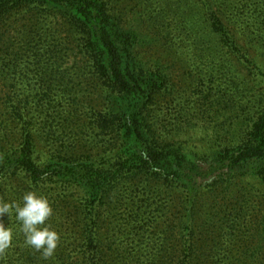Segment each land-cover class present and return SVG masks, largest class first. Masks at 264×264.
<instances>
[{"label":"rangeland","instance_id":"374dc122","mask_svg":"<svg viewBox=\"0 0 264 264\" xmlns=\"http://www.w3.org/2000/svg\"><path fill=\"white\" fill-rule=\"evenodd\" d=\"M104 2L128 35L132 64L149 86L150 99L138 98L149 141L207 162L205 171L219 168L228 150L254 142L264 119V0ZM39 28L47 36L45 51L54 52L44 63L32 66L17 50L0 58V156L17 154L26 138L39 168L58 158L100 174L120 168L130 152L122 125L112 118L120 104L110 101L112 87L83 55L82 35L52 18ZM17 106L26 110L22 124L5 114ZM211 184L208 179L198 193L186 192L170 179L130 175L93 202L86 194L92 186L55 175L34 180L19 170L0 180V201L22 206L30 191L47 198L52 215L44 226L59 241L45 257L26 243L15 214L4 215L0 223L13 240L0 264H183L192 229L195 242L212 231L207 246L233 251L230 263L238 253L262 263L264 167Z\"/></svg>","mask_w":264,"mask_h":264},{"label":"trees","instance_id":"16d2710c","mask_svg":"<svg viewBox=\"0 0 264 264\" xmlns=\"http://www.w3.org/2000/svg\"><path fill=\"white\" fill-rule=\"evenodd\" d=\"M49 18L82 35L79 47L83 55L108 81L112 87L110 95L113 97L116 94L110 101H117L120 108L112 118L122 125V134L126 136L130 152L121 162L120 168H102L101 174L91 165L76 164L73 161L65 163L60 158L39 168L32 159L34 145L25 138L17 154L7 152L0 156V180L22 169L28 171L34 180L55 175L78 185L92 186L86 194L94 202L102 199L109 184L114 185L130 175L143 174L170 179L178 182L184 191L198 193L208 179L212 180L211 185H215L230 180L232 173H245L249 169L257 172L264 167V119L252 134L254 142L249 140L244 146L228 150L219 168H209L208 171L202 169L207 162L187 158L171 149L159 148L154 141H149L148 126L141 118L138 105L139 96L150 99L149 86L144 82L143 70L132 64L133 59L127 49L128 35L121 33L119 23L108 14L104 0H0V58L7 51L14 53L17 50L16 56L31 62L32 66H39V62L42 64L49 59L54 52L51 49L50 52L45 51L47 36L39 32V25ZM14 40H18L17 44ZM33 78L37 81L40 78L48 80V76L44 75H33ZM11 109L6 112L7 108L3 107L7 116L10 115L14 121L22 124L27 118L26 110L20 106ZM121 114L120 122L118 117ZM112 118L110 121L115 124ZM139 143H143L142 148H139ZM131 144L136 145L135 149ZM126 164H131L132 169L124 170ZM189 232L192 237L189 240L191 247L184 252L183 264H264V261L261 263L259 260L251 263L250 258L242 253H238L233 263H230L233 251H213L207 246L212 231L206 230L198 235L197 242L194 241V229Z\"/></svg>","mask_w":264,"mask_h":264},{"label":"clouds","instance_id":"9594fccd","mask_svg":"<svg viewBox=\"0 0 264 264\" xmlns=\"http://www.w3.org/2000/svg\"><path fill=\"white\" fill-rule=\"evenodd\" d=\"M13 213L22 225L26 243L36 250L42 249L45 257L51 256L57 247L59 235L44 226L52 215V208L47 198L30 191L23 195L22 206L15 201L11 203L0 201V217L4 215L9 217ZM12 240V230L0 223V254L11 246Z\"/></svg>","mask_w":264,"mask_h":264}]
</instances>
